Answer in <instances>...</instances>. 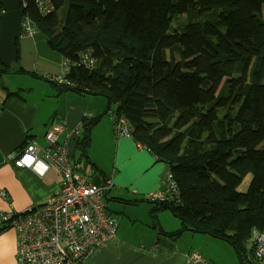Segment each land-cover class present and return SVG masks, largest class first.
Masks as SVG:
<instances>
[{
	"label": "trees",
	"instance_id": "16d2710c",
	"mask_svg": "<svg viewBox=\"0 0 264 264\" xmlns=\"http://www.w3.org/2000/svg\"><path fill=\"white\" fill-rule=\"evenodd\" d=\"M50 2L45 15L34 0L26 10L52 31L65 3ZM50 46L74 63L69 79L188 174L177 216H206L198 228L241 253L252 228L264 232V0H69ZM82 54L97 65L87 69ZM249 171L248 191H237Z\"/></svg>",
	"mask_w": 264,
	"mask_h": 264
},
{
	"label": "crops",
	"instance_id": "0c3cea01",
	"mask_svg": "<svg viewBox=\"0 0 264 264\" xmlns=\"http://www.w3.org/2000/svg\"><path fill=\"white\" fill-rule=\"evenodd\" d=\"M20 2L22 20L29 18L35 21L38 29L34 35L21 33L17 38L19 57L15 56L10 68L0 60V188L7 193V198L0 197V211H17L30 204H43L60 190L63 174L54 166L40 176L32 169L17 167L14 160L31 140L45 146V134L53 123L64 125L59 141L67 142L70 151V146L75 145L71 138L83 124L75 151L73 155L69 153L70 161L88 183L93 184L96 174L102 177V183L112 182L105 204L108 214L116 220V239L96 248L83 264H238L237 261L241 264H264V258L257 257L256 245H253L254 233L264 234L263 231L255 227L251 230V256L247 249L242 253L236 251L229 241L218 237L209 228H198L197 224L206 216H196L191 220L177 216L172 207L183 205L179 179L183 183L182 177L188 174L175 175L167 158H162L150 146L138 141L130 121L112 110L115 105L110 106L106 97L98 101L102 95L71 91L54 80L53 76H60L74 65L50 46L52 33H57L65 23L69 0H64V6L57 11L59 24L52 31L27 13L28 0ZM39 33H44L45 40L37 37ZM94 60L97 65L96 58ZM6 74H20L36 79L37 83L26 81L18 84ZM40 79L56 82L70 91L65 94L62 111L57 106L42 112L46 91L37 87ZM34 92L35 98L31 96ZM105 112H111L109 119ZM116 118L128 122L130 137H118ZM88 122L92 123L89 125V137L85 139L84 124ZM138 143L144 147H139ZM109 149H113L111 154L105 155L103 152ZM40 156L45 158L42 152ZM248 173L251 172L244 176ZM169 174L172 178L168 177ZM242 181L236 185L237 191H240ZM156 192L167 193L165 202H170L169 205L147 199L150 193ZM219 195L223 201V196ZM18 239L15 229H0V264H18ZM200 242L212 248L221 247L224 252H211L208 247L199 245ZM195 254L201 255L204 262L195 261Z\"/></svg>",
	"mask_w": 264,
	"mask_h": 264
},
{
	"label": "built area",
	"instance_id": "2783aa9c",
	"mask_svg": "<svg viewBox=\"0 0 264 264\" xmlns=\"http://www.w3.org/2000/svg\"><path fill=\"white\" fill-rule=\"evenodd\" d=\"M39 15L52 12L55 7L48 0H35ZM24 30L35 33L37 23L24 19ZM81 62L89 70L95 67V60L87 54L81 55ZM67 80L66 73L59 76ZM83 124L77 132L81 133ZM62 123H53L45 134L46 145L31 140L25 150L14 160L20 168H28L44 175L51 166L63 174L61 188L47 202L30 204L17 211H0V229L13 228L18 234V264H83L96 248L103 247L116 239V220L106 210V196L112 182L101 185L88 183L70 161L68 143H61L59 136L64 131ZM115 132L131 136L128 122L116 118ZM139 147H144L138 143ZM42 152L45 158L40 156ZM169 178L172 175L169 174ZM7 198L6 191H0ZM148 200L163 203L167 193H150ZM256 255L264 258V234L254 233ZM195 261L204 258L195 254Z\"/></svg>",
	"mask_w": 264,
	"mask_h": 264
},
{
	"label": "water",
	"instance_id": "95a60500",
	"mask_svg": "<svg viewBox=\"0 0 264 264\" xmlns=\"http://www.w3.org/2000/svg\"><path fill=\"white\" fill-rule=\"evenodd\" d=\"M0 4L4 8V12L1 14V24H0V60L7 67H11V63L16 56L15 47L17 38L21 34V20L23 12L20 8V0H0ZM66 89L75 92H86L91 93V91L83 88H76L74 86H65ZM78 133H74L71 142L74 141L75 145L70 146L69 153L73 155L75 151ZM102 177L96 174L93 179V184L101 185Z\"/></svg>",
	"mask_w": 264,
	"mask_h": 264
},
{
	"label": "rangeland",
	"instance_id": "374dc122",
	"mask_svg": "<svg viewBox=\"0 0 264 264\" xmlns=\"http://www.w3.org/2000/svg\"><path fill=\"white\" fill-rule=\"evenodd\" d=\"M37 37L38 38H41V39H43V40H45V35H44V33H39L38 35H37ZM211 51H213V48L209 45V44H207L206 45ZM239 49H241V48H239ZM6 76H8L9 78H11V80L13 81V82H16V83H18V84H20V83H26V81L27 82H32L33 84H36L37 83V81H36V79H30V77H24L23 75H20V74H6ZM55 80V79H54ZM56 81V80H55ZM39 83L40 84H37V87L39 88V89H42L43 91H46V99H45V103L43 104V106H42V112H44V111H50L51 109H54V108H56L57 106L59 107V109L62 111L63 110V106H62V104L63 105H65V94H68V92H70V91H67V90H64L59 84H57L56 82H54V83H52V82H47V81H45V80H42V79H40V81H39ZM84 89V88H83ZM58 92H60L61 94H58ZM69 94H72V93H69ZM31 96L33 97V98H35L36 97V92H34V93H32L31 94ZM100 97V100H98V101H101L102 99H104V97L103 96H99ZM88 100H92V99H88ZM94 100V99H93ZM114 109V107L112 108V110ZM107 115V117H108V119L111 117V112H109V113H107V112H105ZM62 114V113H61ZM104 121V120H103ZM96 144V148H97V146H98V144H99V142H97V143H95ZM112 150L113 149H109L107 152L106 151H104L103 153L105 154V155H108V154H111V152H112ZM179 153H180V151H179ZM251 177H252V174L251 173H248L246 176H244L243 177V181H242V183L240 184V186H239V190L242 192H245V191H247V189H248V187H249V184H250V181H251ZM10 229V228H9ZM11 229H13V228H11ZM199 245H201V246H206V248L208 247L209 249H210V251L212 252V251H214V252H216V253H220L221 251L222 252H224V250L221 248V247H211V246H209L208 244H206V243H202V242H200V244ZM242 247L244 248V251L247 249L248 251H249V253L251 254V256H252V253H251V248H252V243H251V240H250V238H248L247 240H246V242H243V244H242ZM238 262V264H241L239 261H237Z\"/></svg>",
	"mask_w": 264,
	"mask_h": 264
},
{
	"label": "bare ground",
	"instance_id": "6f19581e",
	"mask_svg": "<svg viewBox=\"0 0 264 264\" xmlns=\"http://www.w3.org/2000/svg\"><path fill=\"white\" fill-rule=\"evenodd\" d=\"M48 2H49V0H48ZM34 4H35V6L37 5L36 4V1L34 0ZM4 12V8H3V11L2 12H0V24H1V14ZM24 20H21V33L22 34H26V35H34L35 33H27V32H25V30H24ZM38 29V28H37ZM37 31V30H36ZM65 73H66V76H67V78H68V76H69V73H70V70L67 68L66 69V71H65ZM54 77V79L56 80V81H58L59 83H61V84H63L64 86H69V85H71V86H74V87H76V88H81V87H79V85H78V83L77 82H75V80H73V79H70L69 80V78H68V81L67 80H61V78L59 77V76H53ZM1 190L0 191H5V190H3L2 188H0ZM0 197H1V195H0Z\"/></svg>",
	"mask_w": 264,
	"mask_h": 264
}]
</instances>
